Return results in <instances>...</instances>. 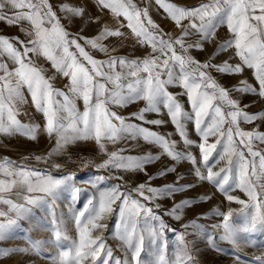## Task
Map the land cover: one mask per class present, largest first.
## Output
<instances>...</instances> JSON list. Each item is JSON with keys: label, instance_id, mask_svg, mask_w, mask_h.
<instances>
[{"label": "snow or ice", "instance_id": "1", "mask_svg": "<svg viewBox=\"0 0 264 264\" xmlns=\"http://www.w3.org/2000/svg\"><path fill=\"white\" fill-rule=\"evenodd\" d=\"M97 2L101 8L109 9L113 15L123 16L127 21V27L137 37L138 42L150 46L152 52L143 59L112 56L107 60H98L81 45L79 42L81 37H72L66 31L48 0H0V21H5L9 25L27 21L31 26V31H26L30 37L27 42L16 37L14 43L12 39L0 35V57L7 56L13 63V68L10 70L6 63L0 62V133L11 135L19 132L31 139L36 138L39 125L23 124L17 118L19 112L16 106L26 102L23 93L26 87L35 108L45 117L44 130L49 137H56L55 147L48 154L49 156L59 153L67 144L80 139H95L103 152L105 151L103 140L115 143L117 140L129 137L142 138L157 145L162 154L174 160L187 157L195 164L196 160L191 154L176 149L175 141L143 126V123L162 124L161 120H145L144 114L159 112L160 107L163 106L167 109L183 142L186 145L193 143L187 139L183 123L192 117L167 90L168 85L178 82L186 90L194 112L195 128L204 141L206 142L210 135L218 136L216 144L207 147L204 143L199 145L204 163L207 165L217 144L223 143L220 160L227 157V167L219 171H213L208 167L206 176L197 169V176L218 184L221 191H225L224 185L229 183L230 174L235 169L236 179L233 183L249 197L250 203L231 195L227 196L229 201L235 200L244 206L242 214L247 217V223L243 228H236L231 223L232 209L225 213L217 210L216 214L223 216L222 224L216 226L223 228L219 239L235 245L241 234L258 229L264 230V203L258 200L257 186L251 179L255 177L257 180H264V152L256 151L251 146L253 139L264 142V133L243 131L239 128L240 118L251 122L256 118L255 115L241 111L237 101L229 97V91L221 87L208 72L210 68L226 73H240L243 71L242 66L254 69L255 78L259 83L258 94L264 97V0H206L190 8L170 3L168 0H156L167 16L181 28L180 36L175 38L171 36L166 38V34L161 32L147 9H139L133 0H97ZM6 7L13 10L12 14L5 12ZM61 9L76 16L81 15L83 11L68 5H62ZM184 20L189 21L187 26L182 24ZM225 24L232 33V39L223 41L215 54L234 48L235 54L241 61L240 64L233 66L227 61L223 65L201 63L188 55L191 48L202 49L204 41L215 37L218 25ZM190 29L199 34V40L187 44L186 38L191 35ZM119 35H122L119 29L112 30L105 26L96 37L83 39L85 44L91 45L93 49L107 51L99 41L107 36ZM17 44L22 47H17ZM177 47L180 49L179 52ZM29 53L43 55L51 62L53 68L69 79L67 93L53 87L50 79L43 74V69L33 63ZM117 68L120 70L117 71ZM177 68L178 72L175 71ZM234 90L257 91L247 84ZM56 97L63 99L60 101L55 99ZM73 98H82L84 104L82 112L76 107ZM137 100H143L145 107L139 112L132 113L131 116L140 120L141 124L127 122V118L111 111L109 107V105L124 106ZM222 105L234 110L225 112ZM225 124L228 125L226 128ZM234 136L240 137L239 144L247 147L248 155L252 157L251 161L246 158L244 152L237 151ZM233 156L237 159L233 160ZM256 158L259 159V173H257ZM36 159L41 160L44 157L37 156ZM153 159L158 157L150 153L139 157L123 156L120 152L113 151L98 167L140 170ZM55 166L59 167V165ZM173 170L166 169L165 172ZM0 174L7 177L0 178V203L8 205L9 212H15L17 216L27 212L28 209L11 199H5L3 194L21 186L29 193L36 191L54 195L61 183L50 175L30 171L25 165H17L7 157L0 158ZM163 174L164 172L159 173V175ZM221 176L222 179H217ZM260 188L264 189V183L260 184ZM177 190L171 185L152 188L140 184L133 191L151 200ZM146 191L151 195L146 196ZM24 199L29 204H35L41 197L25 196ZM116 200H121L119 212L123 221L122 225H118V228H123L119 238L131 250V261L134 264H141L140 255L144 237L137 234L135 221L141 211L151 215L152 209L139 203L130 193H121L119 185L100 193L99 209H92L94 215H90L86 223L80 219L85 213L82 211L79 214L76 218L79 230L78 241H72V247L67 250L61 248L52 258L53 264H84L89 257L92 264H110V262L130 264L127 257L123 261L119 257H114L110 247H107L99 237L93 238L91 235L92 229L105 227L96 221L102 219L105 213L113 211L111 204ZM91 203L92 201H89V204ZM187 203L189 201H182L174 205L171 211L176 214ZM249 209L251 211H248ZM7 214L0 211V216ZM176 218L179 219V215H176ZM151 219L160 223V232L149 230L155 240L162 233L165 225L158 216L151 215ZM14 223L15 220L12 219L6 223L0 222V238L4 237L5 230ZM53 227L55 242L60 246V242L67 240L68 237L62 234L55 222ZM178 239L180 247L174 261L166 259L162 252L157 264H188L192 260L189 242L185 241L183 234H180ZM38 243L34 242L33 246ZM209 244L213 248L217 247L213 237H209ZM12 251L26 252L28 249H0V254L7 255ZM239 260L240 257L237 255V261ZM253 262L264 264V255L254 257Z\"/></svg>", "mask_w": 264, "mask_h": 264}, {"label": "crops", "instance_id": "2", "mask_svg": "<svg viewBox=\"0 0 264 264\" xmlns=\"http://www.w3.org/2000/svg\"><path fill=\"white\" fill-rule=\"evenodd\" d=\"M48 2L52 5L53 11L60 19V22L66 31H68L72 37H81L79 40L81 45L85 46L86 51L98 60H107L112 56L127 57L128 59H143L152 52L150 46L142 45L138 42L137 37L131 29L127 27V21L123 16L117 17L113 15L109 9L101 8L97 0H48ZM168 2L190 8L201 2H206V0H168ZM133 3L139 9H147L149 16L159 26L161 32L166 34V38L167 36L173 38L180 36L181 28L177 27V25L167 16L165 11L156 3V0H133ZM62 5L80 8L83 10L82 14L76 16L62 11ZM12 11L13 10L9 7L5 8L7 14H12ZM188 23V20L182 22L184 26H187ZM105 26L112 30L119 29L122 33V35L119 36H107L99 41V43L106 47L107 51L93 49L91 45L85 44L83 38L96 37ZM26 31H31V26L27 21H21L17 25H9L5 21H0V35L12 39L14 43L16 37L27 42L30 37L26 34ZM189 31L191 35L186 38V43L192 44L198 41L199 34L193 32L191 29ZM229 39H232V33L229 32L226 24L218 25L215 37L204 41L202 49H189L188 55L201 63L210 62L215 65H223L224 62L227 61L228 64L233 66L240 64L241 61L235 54L234 48H228L226 51L215 54L218 46L223 41ZM16 46L22 47L19 44ZM177 51H180L179 47H177ZM29 57L37 67L43 69V74L46 78L50 79L54 88L60 89L66 93L68 92L67 86L69 85V79L53 68L50 61H48L43 55L34 53H29ZM0 62L6 63L10 70L13 68V63L7 56L0 57ZM242 67L243 71L240 73L221 72L216 68H210L208 69V72L221 87L229 91V97L237 101L241 111L250 115H255L256 118L251 122L240 118L238 121L239 128L243 131L264 133V97L258 94L259 83L255 78L254 69L248 68L247 66ZM119 70L120 69L117 68V71ZM175 71L178 72V68L175 69ZM141 75H143V73ZM245 84L256 88L257 91L243 92L234 90L244 87ZM108 87H111V85H108ZM167 90L175 97L177 102L181 104L183 110L192 117V119H187L183 121V123L187 139L191 140L193 143L186 145L183 142V138L178 134L167 109L163 106L160 107L159 112H146L144 114L145 120H161L163 123L160 125L143 123V126L175 141L176 149L180 152L191 154L196 160L195 164H193L187 157L180 160H174L166 154H162L161 149L157 145L146 142L142 138L132 139L129 137L117 140L115 143L106 139L103 140L102 142L105 144V151L103 152L95 139H80L67 144L59 153L49 156L48 154L53 147H55L56 137H49L44 130L46 123L45 117L42 112L37 111L35 108L26 87L23 89L26 102L17 104L16 106L19 112L17 118L23 124L39 125V129L36 132V138L31 139L19 132L11 135L0 133V158L7 157L17 165L27 166L30 171H39L41 174L50 175L55 179L58 178L62 184L60 183L57 187L55 194L58 191H62V193L66 195V200H62L63 203L71 207L98 206L96 202L89 204V201L80 197H75L77 192L75 187L72 186L73 182H71V177L76 174L84 175L87 178L95 175L100 180L104 179L105 182L109 181L110 185L121 181L112 178V175H124L128 181H132H126L128 186L141 183L146 185V187L152 188H163L165 185H171L178 189L171 194L164 193L159 195L152 202L147 201L144 203V206L147 208H166L180 204V196L185 192H191L192 196L189 197L191 198L192 206H204L208 204H217L218 206H221L222 197L225 196V198H227L228 195L235 196L239 200L247 202L249 200L247 199V194L240 188L236 187L235 183H233L236 179L235 169L233 170V173L230 174L229 183L224 185L225 191H221L218 184L208 181L207 179H200V177L197 176V169H199L202 175L206 176L208 167H211L213 171H219L221 168L228 166L227 157H225L224 160H220V154L223 153V143L217 144L216 149L212 152L206 165L202 159L199 145L204 143L207 147L208 145L216 144L218 136L210 135L205 142L202 135L196 130L194 112L186 95V90L182 85L177 82L168 85ZM69 95L71 97V93H69ZM55 99L62 101L63 98L56 97ZM73 99L76 107L82 112L84 109L82 98ZM109 107L111 111L127 118V122L129 123H142L137 118L132 117L131 114L139 112L145 107V102L143 100H137L124 106L109 105ZM222 108L225 112L234 110L230 109L227 105H222ZM227 126L228 125L225 124V128ZM233 127L235 128V126ZM234 139L237 142V151L244 152L246 158L249 161L252 160V157L248 155L247 147L239 144L240 137L234 136ZM224 143H226V141H224ZM251 146L256 151L264 152V142L253 139ZM76 151L86 154L89 161L79 165H73V167L60 172L55 171L53 164L55 160L69 161L72 154ZM113 151H118L123 156L134 157L144 156L150 153L154 157H158V159H153L151 162L146 163L140 170L98 167L108 159V154ZM37 156L44 157V159L37 160ZM236 159L237 157L233 156V160ZM256 165L257 173H259L258 158H256ZM166 169L174 170L165 172ZM161 172H164V174L159 175ZM61 174L62 176L60 178ZM0 178L6 179L7 177L0 174ZM66 178L70 182L69 187L67 188L65 187ZM217 179H222V176ZM110 180L115 182H111ZM262 181L264 183V180H261V183ZM253 182L260 188V180L253 177ZM213 192H215V195H218L216 199L213 198ZM146 193L148 192L146 191ZM238 194L240 195L238 196ZM3 195L5 199H11L15 203L23 205L28 211L17 216L15 212H9L8 205L0 203V211L8 213L6 216H0V222L6 223L9 219L15 220V223L11 224L5 230L4 237L0 238V249H21L22 238L26 234L22 233L24 225L28 222L33 223L34 220L36 221L38 208L51 206L54 203V200H52V195L36 191L29 193L25 187L21 186L14 187L10 193H5ZM148 195L151 194L149 193ZM25 196L41 197V199L38 203L29 204L27 200L24 199ZM236 203L233 205H236ZM237 205L240 204L237 203ZM192 218L193 215L187 219L190 220ZM171 219L173 220V218ZM167 220L172 221L169 218ZM19 253H21V251H12L7 255L19 256ZM7 255L0 254V264L6 263Z\"/></svg>", "mask_w": 264, "mask_h": 264}, {"label": "rangeland", "instance_id": "3", "mask_svg": "<svg viewBox=\"0 0 264 264\" xmlns=\"http://www.w3.org/2000/svg\"><path fill=\"white\" fill-rule=\"evenodd\" d=\"M87 161L89 160L86 154L76 151L72 154L69 161L55 160L53 164L55 171L60 172L73 167V165H79ZM55 165H59V167ZM249 171L251 172V169ZM61 176L62 174L60 178ZM71 178V182H73L72 186L75 187L77 192L75 197L96 202L98 206L71 207L63 203L62 200H66V195L62 191H58L55 195H52L54 203L51 206L39 207L36 221L34 220L33 223L28 222L24 225L22 233L26 234L22 238L21 249H28V251H21L19 256L7 255L6 263L4 264H53L52 258L58 254L61 248L67 250L72 247V241H78L79 230L77 228L76 218L79 214L82 211L85 213L80 219L86 223L89 216L94 215L92 209H99L100 193L107 192L116 185H119V191L121 193H130L133 198L137 199L143 205L147 201H154V199L147 200L139 196L136 191H133L141 183L128 186L126 182L128 180L124 175H112V178L121 180L120 182L110 180L111 182H115L112 185H110L109 181L105 182L104 179L100 180L95 175L87 178L84 175L76 174ZM251 178L253 180V177ZM65 184L66 188L69 187L70 182L67 178ZM260 184L261 180L259 186ZM257 192L258 200L264 203V189L257 187ZM148 194L145 192L146 196ZM189 196H192L191 192H185L180 196V203L182 201H189V203L179 209L176 214H173L171 211L174 206L166 208L150 207L152 209L151 215L160 217L165 225L162 233L155 240H153L149 230L160 232L159 221L151 219V215H146L143 211L136 217V232L138 235H143L144 237L143 250L140 255L141 264H149V262L150 264H157L158 257L162 252L166 256V259L174 261L175 254L180 247V241L178 239L180 234H183L185 241L189 242L192 260L188 264H254V257L264 255V230L258 229L254 232L241 234V238L235 245L219 239L223 233V228L216 226L222 224L223 216L217 215V210L225 213L229 209H232L233 216L231 223L236 228H243L247 223V217L242 214L244 210L243 205H237L235 200L229 201L223 196L221 206L217 204L192 206V201ZM213 196L216 199L218 195H215V192H213ZM247 199H249L248 196ZM247 202L250 203L249 200ZM235 203L236 205H233ZM120 205L121 200H116L111 204L113 211L105 213L102 219L96 221L97 223L105 225V227L92 229L91 235L93 238L99 237L107 247H110L113 250L114 257H119L122 261L127 257L130 264H134L131 261V250L119 238L123 232L122 227L118 228V225H122L123 223L119 212ZM248 211H251V209ZM176 215H179V219L176 218ZM191 215H193V218L188 220L187 218H190ZM168 218L172 221H168ZM54 222L59 226L62 234L68 237L67 240L60 242V246L57 245L54 239ZM209 237L214 238L217 245L216 248L210 246ZM34 242L39 243L34 247ZM133 243H136L135 238ZM237 255L240 257L239 261H237ZM84 264H92L91 258L89 257L88 260L84 261Z\"/></svg>", "mask_w": 264, "mask_h": 264}]
</instances>
